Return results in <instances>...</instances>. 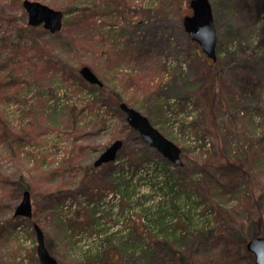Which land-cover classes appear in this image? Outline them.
Returning a JSON list of instances; mask_svg holds the SVG:
<instances>
[{
	"label": "rangeland",
	"instance_id": "1",
	"mask_svg": "<svg viewBox=\"0 0 264 264\" xmlns=\"http://www.w3.org/2000/svg\"><path fill=\"white\" fill-rule=\"evenodd\" d=\"M31 1L68 13L58 33L22 34V0H0V264H40L34 224L58 264H177V251L210 264L217 229L239 223L250 239L248 185L216 167L239 155L264 187V0H209L214 62L182 26L190 0ZM31 44L42 53L17 68ZM122 102L180 148L182 166L138 139ZM117 139L116 159L85 175ZM18 183L30 219L14 216ZM235 264L253 257L239 251Z\"/></svg>",
	"mask_w": 264,
	"mask_h": 264
},
{
	"label": "water",
	"instance_id": "2",
	"mask_svg": "<svg viewBox=\"0 0 264 264\" xmlns=\"http://www.w3.org/2000/svg\"><path fill=\"white\" fill-rule=\"evenodd\" d=\"M21 5L26 13L27 24L29 26H41L50 34L58 33L62 29L64 17L62 11L31 0H22ZM189 8L192 11L191 15H186L182 19L184 31L191 41L197 43L202 53L214 62L216 60L217 36L213 23L211 4L209 0H190ZM79 74L91 85H102V82L88 66H82L79 69ZM119 108L125 113L127 124L148 147L157 151L174 166L179 167L182 165L181 150L175 143L163 136L137 110L123 102L119 104ZM122 145L123 142L121 140H114L96 157L93 166L99 167L103 164L113 162ZM14 216L27 219L32 217V204L28 190L22 193L21 200L15 208ZM33 227L37 243L36 255L40 264H58L49 254L45 246L44 235L40 227L37 224H34ZM245 248L252 255L254 264H264V236L248 239Z\"/></svg>",
	"mask_w": 264,
	"mask_h": 264
},
{
	"label": "trees",
	"instance_id": "3",
	"mask_svg": "<svg viewBox=\"0 0 264 264\" xmlns=\"http://www.w3.org/2000/svg\"><path fill=\"white\" fill-rule=\"evenodd\" d=\"M60 9H61L60 11H62L64 15L68 13L67 9H62V8ZM2 18L4 19V21L13 24L12 21L14 20L12 19L11 21L8 16H3ZM20 21L21 23L14 22V24H16L17 29H19V31L22 34L39 28V27L34 28V27L29 26L27 24V21L22 18L20 19ZM20 53H22V55H20ZM31 53L40 55L42 52L40 48L35 46V44L34 45L31 44L29 47L20 46L18 48L16 52L17 61H15V62L19 61V63L16 64L17 68H20L21 65H23L24 67L25 64H28L27 63L28 59H26V56H27L26 54H31ZM29 58L32 59L31 57ZM89 66L92 67L91 65ZM103 87L104 86L102 84V87L100 88H103ZM137 137L142 142L139 136ZM260 164L257 163L256 166L261 167ZM94 168L95 167L93 165H91L90 167H87L84 174L85 175L92 174L93 173L92 171ZM216 168H217V174H216L217 177H222L225 179L235 177L234 179H242L247 183L248 199L250 200V207L253 210V214L255 218L254 224L257 226V232L252 237L264 236V226H263L264 225V222H263V219H264V187L261 186L260 191H257V189L255 188L254 181L252 179V176H253L252 170H251L252 167L247 166L245 164L243 165L241 156L238 155V157L235 159L228 158L225 163H220L219 165H217ZM88 170L90 171V173H88ZM220 180L221 179H215L213 183L214 189L212 191L215 193L219 189H221V191L224 192L225 185L221 187L219 185ZM17 186L20 190V193H23L25 190H28L29 188L28 185H21V183L20 184L18 183ZM243 230H244L243 226L240 225L239 223H236V225L234 226H228V228H219L216 230L217 238L219 240L221 239L222 241V242L220 241L218 242L221 248H220V251L218 252L219 255L217 257V260L212 261L210 264H235V258H237V254H239V251L240 252L242 251L250 255L245 248V244L248 241V239ZM224 234H227L228 236L227 239H224ZM197 235L199 237L201 236L202 242L200 244L203 245V248H200L201 245L198 244L199 248L197 249L203 252L205 251L206 246L208 245L207 243L208 236H206L204 233L202 234L199 233ZM180 253L181 252L177 251V256L173 257L176 260L177 264H206L200 261L199 259L200 257H198V260H196V255L200 254V253H197L196 251H193L191 254H188L187 256L180 254ZM172 254L176 255V252L172 251ZM204 255H208V254H204Z\"/></svg>",
	"mask_w": 264,
	"mask_h": 264
}]
</instances>
